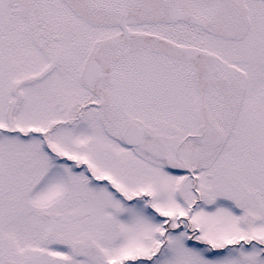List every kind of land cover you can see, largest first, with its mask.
<instances>
[{
    "label": "snow or ice",
    "instance_id": "obj_1",
    "mask_svg": "<svg viewBox=\"0 0 264 264\" xmlns=\"http://www.w3.org/2000/svg\"><path fill=\"white\" fill-rule=\"evenodd\" d=\"M0 264H264V0H0Z\"/></svg>",
    "mask_w": 264,
    "mask_h": 264
}]
</instances>
